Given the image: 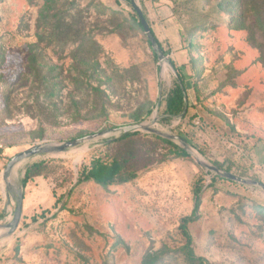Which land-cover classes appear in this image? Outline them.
Returning a JSON list of instances; mask_svg holds the SVG:
<instances>
[{
	"label": "rangeland",
	"instance_id": "374dc122",
	"mask_svg": "<svg viewBox=\"0 0 264 264\" xmlns=\"http://www.w3.org/2000/svg\"><path fill=\"white\" fill-rule=\"evenodd\" d=\"M137 1L166 58L189 76L186 113L170 122L162 101L177 73L154 57L130 1L0 0V225L13 217L26 169L42 164L22 187L16 229L0 228V264H198L179 230L197 182L187 226L195 257L264 264V190L176 157L162 139L179 142L154 133L36 155L13 167L8 187L3 180L19 153L150 121L160 98L155 130L264 185V0ZM119 150L146 165L134 180L76 184L82 165Z\"/></svg>",
	"mask_w": 264,
	"mask_h": 264
},
{
	"label": "trees",
	"instance_id": "16d2710c",
	"mask_svg": "<svg viewBox=\"0 0 264 264\" xmlns=\"http://www.w3.org/2000/svg\"><path fill=\"white\" fill-rule=\"evenodd\" d=\"M126 1L129 2L130 0H126ZM134 20H135L136 25L139 28H142L139 22L138 16L135 12H134ZM150 31L157 45L159 46L162 54L164 56H168L169 52L163 49L161 43L159 42V40H157L153 31L151 29ZM147 43L151 47L148 40H147ZM154 57L157 58L156 54H154ZM169 62H170V65L173 67V69L176 71L177 76H176V80H175L173 87L169 90V92L166 95V98L162 101L164 104L163 106L164 107L163 115L165 116V118L163 119L164 122H170L172 118L178 117L182 114L184 110V97L187 94V91L189 90V86H188L189 84L187 82L189 80V76L187 74V70H185L186 68L184 69V66L177 67L175 63L170 59H169ZM193 87H195V85ZM160 106H161V103H160ZM139 135L140 134L138 132L128 133L120 137L116 142L120 144L122 143L126 144L133 137H137ZM162 141L168 143L172 147V149L174 150L173 154L176 157L187 156V153L181 148H179L178 146L174 145L173 143L167 140L162 139ZM140 163L141 162H139L136 154H134L133 151L123 150L122 152H120L119 150L114 155L112 161L109 163L103 162L100 159H95V160H92L89 163V165H82L78 172L76 184L80 185L90 180L104 187L113 185V184L126 183L131 180H134L137 177L138 171L146 167V165L140 164ZM41 166L42 164L38 163V164H33L26 169L24 178L21 181L22 187H25V185L30 179L40 174ZM200 193H201V187L198 185V182H197L194 188V209H193L192 215L190 217H185L181 220L179 224V230L181 231V234L185 238V241H186V247H185L186 259L190 262H196L198 264H205L201 258L195 257L193 251L190 249V246L192 244V239L187 231L188 224L195 220V214H196V211L200 203ZM69 194H70V191L68 192V196ZM60 202L61 200H57L56 205H58ZM62 207H64V205ZM34 220L35 218H33V221Z\"/></svg>",
	"mask_w": 264,
	"mask_h": 264
},
{
	"label": "water",
	"instance_id": "95a60500",
	"mask_svg": "<svg viewBox=\"0 0 264 264\" xmlns=\"http://www.w3.org/2000/svg\"><path fill=\"white\" fill-rule=\"evenodd\" d=\"M131 3V7L133 8V10L135 11V13L138 16L139 22L141 24V27L143 29V32L148 40V42L151 45V48L154 52V54H156L158 60L160 62L166 61L167 63L170 64L169 60L166 58V56H164L159 48V46L157 45L153 35L151 34L150 28L147 24V22L145 21L143 15H142V11L140 10V6L138 4L137 0H130ZM161 93L159 91V97H160ZM160 106V98L159 101L156 105V112L154 113L153 117L151 118L150 121L147 122H142V123H137V124H133V125H128V126H123L120 128H114L111 129L109 131L106 132H102L99 134H93V135H89V136H85L83 138L77 139V140H73V141H67L61 144H40V145H36L33 146L21 153H19L18 155L14 156L13 158L10 159V161L8 162V164L5 167L4 173H3V180L5 181L6 186L8 187V177L12 172L13 167L19 163L22 160L31 158L33 156L36 155H47V154H60V153H64L67 152L69 149L73 148V147H77L81 144H83L86 141L89 140H94L96 138L99 137H105L108 135H112L115 137H122L123 135H126L128 133H133V132H138V131H146L149 133H154L156 135L165 137L167 139H170L172 141H177L179 142V146L188 154L190 155L192 158H194V160L196 161V163L198 165H200L201 167H204L206 169H208L209 171L214 172L215 174L232 180V181H236L242 184H249V185H257L260 188H262L264 190V185L261 183H257L254 181H249V180H244L241 179L239 177H236L230 173L221 171L220 169L208 165L206 164L202 159H200L198 157V154L189 146V144L187 142H185L183 139L179 138L178 136H173V135H168V134H163L160 131H157L153 128V125L156 123L157 121V109ZM186 108H187V99H186V95L184 97V110L182 112V114L179 116V118L183 117L185 112H186ZM23 199H24V195H23V188L20 187L17 190V197H16V206H15V210L13 213V217L11 219V221L7 224V225H0V228H6L8 230L9 233L13 232L17 225L18 222L21 218V213H22V205H23Z\"/></svg>",
	"mask_w": 264,
	"mask_h": 264
},
{
	"label": "bare ground",
	"instance_id": "6f19581e",
	"mask_svg": "<svg viewBox=\"0 0 264 264\" xmlns=\"http://www.w3.org/2000/svg\"><path fill=\"white\" fill-rule=\"evenodd\" d=\"M65 154V153H64ZM198 157L200 158V159H202L199 155H198ZM14 170V169H13ZM13 172V171H12ZM13 179V178H12ZM9 180V179H8ZM11 182V181H10ZM13 183V182H12ZM14 184V183H13ZM4 233V232H3Z\"/></svg>",
	"mask_w": 264,
	"mask_h": 264
}]
</instances>
